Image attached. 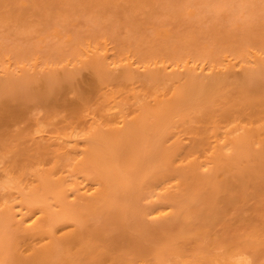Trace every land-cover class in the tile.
<instances>
[{"label": "bare ground", "instance_id": "6f19581e", "mask_svg": "<svg viewBox=\"0 0 264 264\" xmlns=\"http://www.w3.org/2000/svg\"><path fill=\"white\" fill-rule=\"evenodd\" d=\"M165 27L40 58L41 85L30 51L2 54L0 264H264V29L208 46Z\"/></svg>", "mask_w": 264, "mask_h": 264}, {"label": "rangeland", "instance_id": "374dc122", "mask_svg": "<svg viewBox=\"0 0 264 264\" xmlns=\"http://www.w3.org/2000/svg\"><path fill=\"white\" fill-rule=\"evenodd\" d=\"M22 1H25V2H21V0H0V78L4 77L5 69H7V67H11V68L17 67V64H13L9 66V60L7 59V57H4L2 54H8L11 57V60L15 62L19 59V57L16 54V51L14 50L22 49L23 51L25 50V52L30 51L31 54H36L35 55L36 58L33 57V59H30L32 57L30 53L26 55L25 62L28 63V66L31 68L30 69L31 72L29 74L30 75L29 79L25 78L24 80V82L27 80L37 82L35 85H38V84L41 85L42 81L44 80L48 81L51 78L47 70H44L45 65L40 63V58H45V56H52V61L55 63L54 65L58 67H62L66 63V57L70 59H74V53L76 57H78V54L80 53V51L76 47V44L81 43L82 41H84L86 38L90 36H105V38L107 37L110 40V42H113V44L118 40L119 41L123 40V42L124 41L130 42V41H135L134 37L137 36L136 38H140L142 35L146 36V37L144 36L145 39L146 38L151 39L152 37H154L153 33H157L160 30L168 29L165 27L167 26L170 28V31L172 28H174L175 31L177 30L175 32L176 34L179 31L178 32L179 37L187 36V34L189 36L190 35L193 36L194 34L197 36L195 39H197L200 43L202 44L204 43L205 45L211 46L212 43L210 39L211 40L213 38L215 39L217 30L219 29H221L219 33L222 31H226V32L228 31L227 35L226 36L224 35L225 37H227L230 34L229 31H231V33L232 31L235 32L236 35L238 34L237 36L240 35V37L237 38L238 41L239 40L242 41L243 38H246V37H243L242 35L244 36L248 35L247 33L250 31L251 32L254 31L253 29L255 30L257 29L255 31L257 33L260 30H262L261 28L264 29V2L263 0L261 1L260 0L259 1L258 0H249V1L248 0H240V1L239 0L238 1L237 0H231V1L225 0V2L224 0H221V1L220 0H207V1L201 0L202 5L199 3L200 2L199 0L198 2L197 0H193V1H190V0H186V1L185 0H165V1L160 0L158 2H161V1L163 2V4L161 3V6L158 5L160 3L156 1L154 3L153 2L154 0L152 1L150 0L152 4L154 3L153 5L151 4L152 6L149 5L153 9L152 11L149 10V7H146V6L145 8H142V9L138 8L139 5L137 6V8L136 6L135 7L132 6L134 4L133 0L132 1L131 0H121V1L114 0L113 2H111L112 0L110 1L108 0V2L107 0H66L65 2L63 0H33L35 2H32L30 0H22ZM138 1L140 0H137V2ZM147 1L148 0H146V2ZM166 1L170 5H171V2H173L172 3L173 6L172 5L170 6L167 3H164ZM188 1L192 4L189 5ZM202 2L203 3L206 2L208 4L206 3L203 4ZM220 2L224 5H222ZM251 2L252 3L255 2L253 3L255 5H253ZM22 3H25V4H22ZM198 3L200 4L199 6L197 7L194 6V5H197ZM235 3L236 4L238 3L237 4L238 6ZM259 3H263V4H259ZM9 4L12 6H10ZM139 4L143 6L142 3L139 2ZM182 4H185V5H182ZM217 4L218 5L220 4V6L222 5V7L224 6L223 9L222 7H217L216 9L215 7ZM6 5L7 7L9 6V8H6ZM26 5H28L29 7L28 6L26 7ZM66 5L69 6L70 8H66L67 7ZM163 5L166 7H163ZM175 5L176 7H174ZM204 5H206L204 7L205 9L206 7L209 8L206 10L209 11L210 13L207 12L206 10L204 11V8L202 9ZM209 5L211 8L209 7ZM239 5L241 7H239ZM190 6L192 9L196 8V11H197V14L193 17H190L189 15V11L191 10ZM233 6L235 8H233ZM125 7H127V9ZM161 7L164 9L168 8L167 12L164 11V9H162ZM170 7L171 8L174 7V8L171 9ZM227 7L229 11L232 9L233 11L228 12ZM236 7L240 9L241 14L239 13V15L241 16L238 15L239 10ZM158 8L159 9L161 8L160 11L158 10ZM178 8L180 9L178 10ZM55 9H58V10H55ZM60 9H61V12L65 10L63 14L60 12ZM143 9H144V12H143ZM156 9L158 12L156 11ZM176 9L178 10L177 13H176L177 11ZM181 9L182 10L184 9L183 10L184 12ZM137 10L138 11L140 10V12L142 10L143 14H141L140 12H138L139 14L135 13L137 12ZM172 10L173 11L176 10L174 12L175 14L172 12ZM234 11L237 13V15ZM20 12L23 13L24 15L21 14ZM165 12L168 15H166ZM243 12H246V14L244 13L245 15H242ZM250 12H252L253 15L250 14ZM170 13L173 14V16ZM230 13L231 15H229ZM13 14H14V17H13ZM66 14H69V15H66ZM158 14L161 15V17L166 16V18L164 17L160 18V16L158 17ZM169 14L172 16V18H170ZM22 15L24 16L23 19L25 18L24 20H22ZM61 15L62 17L64 15V19L61 17ZM174 15L175 16L178 15V16L175 17ZM218 15L220 18L218 17ZM234 15L236 17L239 16L238 17L239 22L237 21V18ZM254 15L255 17L253 18ZM259 19L261 20V22H259L260 21ZM234 20L236 22L233 25L236 27L234 26L232 27L231 25V22L234 23ZM246 24L248 26H246ZM153 25L155 27L152 28ZM238 26L240 27V29L238 28ZM57 28L61 30L62 34H72L74 36V41L68 44L66 43L64 39H61L60 37L55 36L54 33H55V29ZM171 32H174V31H171ZM224 34L226 33L224 32ZM255 34L256 33L252 35H255ZM128 35L130 36L133 35L134 37L133 36L129 37ZM249 36H247V39ZM213 42H215V40ZM215 44L216 43H213V45ZM73 48H76V49H73ZM62 55L64 56V58H62ZM37 57H39L38 60H37ZM37 63H40V64H37ZM39 68H41V70H37ZM15 75H20V72H18ZM20 78L23 79V77H19V80H21ZM21 91L23 92V95L28 99L32 98L33 96L34 97L36 96L34 89L29 88L27 85L24 88H22ZM21 91H19L20 94L22 93ZM39 112H40L39 109H34L32 111L30 108L27 111V113H29L28 114L29 117L37 113L39 114ZM42 112L43 111H41L40 114ZM252 210L253 209H250V212Z\"/></svg>", "mask_w": 264, "mask_h": 264}]
</instances>
